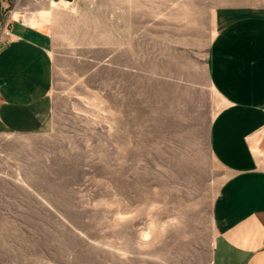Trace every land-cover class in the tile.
<instances>
[{"label": "rangeland", "instance_id": "rangeland-1", "mask_svg": "<svg viewBox=\"0 0 264 264\" xmlns=\"http://www.w3.org/2000/svg\"><path fill=\"white\" fill-rule=\"evenodd\" d=\"M5 7L47 37L54 78L48 128L0 135V264H212L230 173L209 137L211 45L264 0Z\"/></svg>", "mask_w": 264, "mask_h": 264}, {"label": "crops", "instance_id": "crops-1", "mask_svg": "<svg viewBox=\"0 0 264 264\" xmlns=\"http://www.w3.org/2000/svg\"><path fill=\"white\" fill-rule=\"evenodd\" d=\"M0 135L45 131L52 113L53 58L47 37L10 22L2 35ZM209 78L223 106L210 128L212 153L230 173L214 207L212 264H264V17L225 22L212 41Z\"/></svg>", "mask_w": 264, "mask_h": 264}, {"label": "built area", "instance_id": "built-area-1", "mask_svg": "<svg viewBox=\"0 0 264 264\" xmlns=\"http://www.w3.org/2000/svg\"><path fill=\"white\" fill-rule=\"evenodd\" d=\"M6 10L5 4L3 5V11ZM10 21H6L3 24L2 27V35L7 38L10 39L11 37H13L12 32H11V27H10Z\"/></svg>", "mask_w": 264, "mask_h": 264}, {"label": "bare ground", "instance_id": "bare-ground-1", "mask_svg": "<svg viewBox=\"0 0 264 264\" xmlns=\"http://www.w3.org/2000/svg\"><path fill=\"white\" fill-rule=\"evenodd\" d=\"M65 1V0H64ZM65 2H68V1H65ZM69 3H71V2H69ZM23 22L25 23V20L23 19ZM26 24V23H25ZM148 236H146V238H147Z\"/></svg>", "mask_w": 264, "mask_h": 264}, {"label": "water", "instance_id": "water-1", "mask_svg": "<svg viewBox=\"0 0 264 264\" xmlns=\"http://www.w3.org/2000/svg\"><path fill=\"white\" fill-rule=\"evenodd\" d=\"M65 1H68V2H71L72 3L74 0H65Z\"/></svg>", "mask_w": 264, "mask_h": 264}]
</instances>
